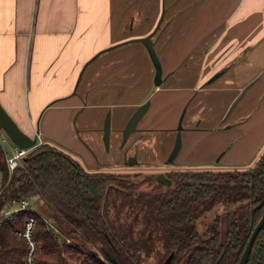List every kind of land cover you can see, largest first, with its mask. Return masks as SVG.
I'll return each mask as SVG.
<instances>
[{"label": "crops", "instance_id": "crops-1", "mask_svg": "<svg viewBox=\"0 0 264 264\" xmlns=\"http://www.w3.org/2000/svg\"><path fill=\"white\" fill-rule=\"evenodd\" d=\"M0 101L25 133L89 171L163 179L251 167L264 152V0H0Z\"/></svg>", "mask_w": 264, "mask_h": 264}, {"label": "trees", "instance_id": "trees-1", "mask_svg": "<svg viewBox=\"0 0 264 264\" xmlns=\"http://www.w3.org/2000/svg\"><path fill=\"white\" fill-rule=\"evenodd\" d=\"M0 171V212L15 201L39 196L72 231H79L94 246L77 243L55 223L72 240L61 245L59 233L48 230L39 211L24 210L12 218L0 213V264H23L27 244L12 231L22 230L30 216L36 219L37 264H72L64 255L83 264H117L107 258L103 247L120 262L127 253L135 259L138 249L151 255L159 240H165L169 250L175 248L179 264H238L264 210V152L248 170L170 171L166 174L172 180L170 186L157 182L151 189H140L146 180L138 177L140 173L87 171L75 157L49 143L35 147L23 166L10 172L0 140ZM120 190L128 192L126 213ZM217 200L238 205L228 214V231L221 244L219 217L213 221L215 227L209 225L205 230L210 233L205 239L195 226H189ZM147 210L152 214L150 225L137 236L142 213ZM151 228L154 233L149 236ZM246 264H264V228L257 234Z\"/></svg>", "mask_w": 264, "mask_h": 264}, {"label": "water", "instance_id": "water-1", "mask_svg": "<svg viewBox=\"0 0 264 264\" xmlns=\"http://www.w3.org/2000/svg\"><path fill=\"white\" fill-rule=\"evenodd\" d=\"M160 24H161V20L158 23L155 31L159 28ZM139 39L146 44V46L150 52L151 58L155 64V68H156L155 81H156V84H160L161 80H162V66H161L159 56H158V54H157V52L153 46V43L151 42V35H147V36L141 37ZM243 94H244V91L240 92V94L232 102L228 111H231V109L233 107H235V105L239 102V100L241 99ZM148 105H149V101H146L143 104H141L140 106H138V108L134 111L132 116L129 118L127 124L122 129V142L120 144V148L124 147V145L126 144V142L129 139L131 133L137 129V123H138L139 119L143 116V114L145 113ZM0 124L5 129L7 134L10 136L12 141L17 146H19L20 148L33 147V146L37 145V139H38L37 136H30L29 134L25 133L20 128V126L17 124V122L14 120V118L7 112V110L5 109V107L3 106L1 101H0ZM181 129H182V125L180 122V124L178 126V133H177L176 142H175L174 148H173L167 162H169V161L173 162L174 158L177 156L178 152L180 151L181 143H182L181 142ZM103 131H104V142H105L106 147H108L109 141H110V134H111V117H110L109 112H108V115L105 119ZM133 158H134L133 161L131 159H129L128 161L137 162V155L136 154H134ZM163 177H164L163 179L162 178H157V179L162 180L163 182H167L168 185H171V180L169 178H167V176L165 174ZM262 228H264V210H263V213H262L259 221L257 222L256 226L254 227V230H253V232H252V234L248 240V243H247L240 259H239L238 264H246L247 263V261L249 259V254H250L251 249H252V245L255 241L257 234L259 233V231ZM106 256L109 258V260H111L112 262H115V259L109 253L106 252ZM169 260H170V257H168L166 263Z\"/></svg>", "mask_w": 264, "mask_h": 264}, {"label": "rangeland", "instance_id": "rangeland-1", "mask_svg": "<svg viewBox=\"0 0 264 264\" xmlns=\"http://www.w3.org/2000/svg\"><path fill=\"white\" fill-rule=\"evenodd\" d=\"M38 124H40V119L38 120ZM35 128H37V123H36ZM35 130L37 131V129H35ZM36 131H35L34 135L38 134V132H36ZM5 135H6V137L9 140L8 144L3 139H1V143H2V145L4 147V149L8 151L9 150V146H11V143L14 144V142L12 141V139L10 138V136L7 134L6 131H5ZM40 137H41V135H40ZM35 147H37V146H35ZM254 165H252L251 167H248V168H244V169H226V170H212V169H209V170L214 171V172H226V171H236V170L243 171V170H248L250 168H253ZM87 171H89V170H87ZM102 172H110V171H102ZM114 173H116V172H114ZM140 174H141V178H143L145 176V175H143V173H140ZM160 181H162V180H159L157 178H153V184H156L157 182H160ZM1 186H2V173L0 171V188H1ZM149 188L150 189L152 188L151 185L147 184L145 182V183H143V185L141 186L140 189H149ZM112 190L113 189H111V191ZM121 200H122V202H121L122 204L126 200V196L124 194H122V193H121ZM30 202H31V206H32L33 209H36L37 207L40 209L39 205L41 203H45L44 206H48V204L45 201H43V199H41L39 196L31 197L30 198ZM237 206H238L237 204H232L231 202L227 203L225 205V203L222 200H217L216 203L214 204V206L211 209L201 213L194 222L189 223V226L190 227L191 226H195L197 231L200 232V237L202 239H205L210 234V233L205 234V230L208 228L209 225H211L212 227H215V225H213V221H214V219L216 217H219L220 224H219L218 230L220 231V234H221V236H220L221 240L219 241V243L221 244V243H223V241L225 239V236H226V233L228 231V225H229L228 214H229V212H233L235 209H237ZM42 209L44 211V208H42ZM47 214L49 215V217L56 224H58L61 227V229L64 232L68 233V235H70V237H72V239L75 240L77 243H80L82 245H86L88 247H94L92 245V243L90 241H88L85 238V236H83L79 231H72V229L70 228L69 224L66 221H63L62 218L57 213H55L53 211H49V212H47ZM151 215H152L151 213H148V210L144 213V219L142 220V222L140 224V231L141 232L145 229L146 226L150 225V223H148V221H149L148 218ZM43 216H45V215H43ZM160 243L162 245L161 247H163V252H162V250H160V253L157 256H154V257H151L150 259L142 261L141 264H166V261H167L168 258L165 259L167 257L165 255L168 253V249L164 248V247H166L165 246V240L164 241H160ZM171 255H172V253H171ZM64 256L72 264H83L82 261H76L74 259L68 258L66 255H64Z\"/></svg>", "mask_w": 264, "mask_h": 264}, {"label": "built area", "instance_id": "built-area-1", "mask_svg": "<svg viewBox=\"0 0 264 264\" xmlns=\"http://www.w3.org/2000/svg\"><path fill=\"white\" fill-rule=\"evenodd\" d=\"M37 138L39 140L37 139V145L35 146H38L43 143V140L41 139L39 133L37 134ZM1 139H3L8 144L9 140L5 135V129L0 124V140ZM35 146L27 147V148H20L15 143L14 144L11 143V146H9V150L8 151L5 150L6 160H7V164H8V168L10 172H12L16 167L23 166V161L25 157L31 150L35 148ZM24 210H32L34 212L37 211L36 209L32 208L30 199H23L20 201H15L13 206L10 209L0 212V213L5 214L8 218H12L13 214L19 213ZM42 217L48 223L49 231L55 230L56 232L59 233L58 239L61 245H64L67 242H72V240H70L65 235H63V233L51 221L50 218L43 216V215ZM35 226H36V219L33 216H30L26 219L22 230L12 231L17 236L23 237L26 241L27 251L23 258V264H37V259H36L37 241L35 240V237L33 234Z\"/></svg>", "mask_w": 264, "mask_h": 264}, {"label": "flooded vegetation", "instance_id": "flooded-vegetation-1", "mask_svg": "<svg viewBox=\"0 0 264 264\" xmlns=\"http://www.w3.org/2000/svg\"><path fill=\"white\" fill-rule=\"evenodd\" d=\"M134 146V152H133V154L132 155H130V156H128V158L127 159H131V160H133L134 158H133V156H134V154H136V152L137 151H135L136 150V146H137V142L133 145ZM137 155V154H136ZM140 176V178H141V174L140 175H138V177ZM137 178V177H136ZM143 178H145L146 180H145V182L147 183V184H150L151 185V187L154 185L153 184V177H146V176H144ZM168 178V177H167ZM170 179V178H169ZM171 180V179H170ZM160 182H162V181H160ZM162 183H164L166 186H170V185H168L167 184V182H162ZM171 184H172V180H171ZM124 194L125 196H126V194L128 193L126 190H120V194ZM121 197V196H120ZM121 199V198H120ZM122 202V200H120V203ZM125 202H126V200H125ZM125 202L121 205V207H123V213H126V211H125V209H128L127 207L125 208ZM130 208V207H129ZM146 211H144L143 213H145ZM142 213V217H141V219H140V222H139V225H138V228H139V231H138V233H137V236H139L140 234H142L143 232H144V230L141 232L140 231V224H141V222H142V220L144 219V214ZM152 233H154V231H153V228H151L150 230H149V232H148V235L149 236H151L152 235ZM160 241H163V240H159L156 244H154L155 246H154V251H153V253L151 254V255H149V256H145V252L142 250V249H138V251H137V253H138V255H137V259L135 260V259H133V257L131 256V254L130 253H127L126 255H124V259H123V261H117L116 260V258L109 252V251H107V249L105 248V247H103V251L105 252V254H106V252L107 253H109L114 259H115V262L117 263V264H141L142 263V261H145V260H147V259H150L151 257H154V256H157L159 253H160V250H162V252H163V247H161L162 245H161V243H160ZM166 246V245H165ZM164 248H167L168 249V247H164ZM155 252V253H154ZM176 250H175V248H173L172 250L170 249H168V253L165 255V256H167L165 259H167L168 257H170V260L166 263V264H179L177 261H176V259H175V257H176ZM171 253H172V255H171ZM164 254V253H163ZM108 258V257H107ZM109 259V258H108Z\"/></svg>", "mask_w": 264, "mask_h": 264}]
</instances>
